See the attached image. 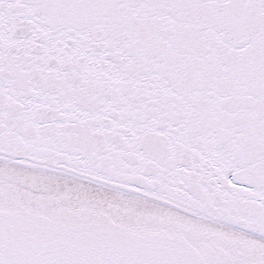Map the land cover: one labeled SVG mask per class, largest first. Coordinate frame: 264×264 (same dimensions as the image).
<instances>
[{
	"label": "snow or ice",
	"instance_id": "1",
	"mask_svg": "<svg viewBox=\"0 0 264 264\" xmlns=\"http://www.w3.org/2000/svg\"><path fill=\"white\" fill-rule=\"evenodd\" d=\"M0 264H264V0H0Z\"/></svg>",
	"mask_w": 264,
	"mask_h": 264
}]
</instances>
